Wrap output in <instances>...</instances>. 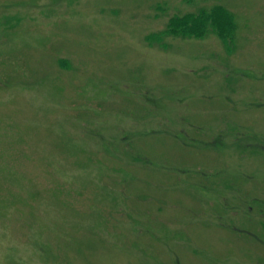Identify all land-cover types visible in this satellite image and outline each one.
<instances>
[{
	"label": "rangeland",
	"instance_id": "1",
	"mask_svg": "<svg viewBox=\"0 0 264 264\" xmlns=\"http://www.w3.org/2000/svg\"><path fill=\"white\" fill-rule=\"evenodd\" d=\"M0 264H264V0H0Z\"/></svg>",
	"mask_w": 264,
	"mask_h": 264
},
{
	"label": "trees",
	"instance_id": "2",
	"mask_svg": "<svg viewBox=\"0 0 264 264\" xmlns=\"http://www.w3.org/2000/svg\"><path fill=\"white\" fill-rule=\"evenodd\" d=\"M211 10L197 13L198 16L185 15L178 17L180 19L177 18L179 23L176 25V28L172 25V20L169 21L167 28L188 34H202L208 24H213L216 26L218 32L222 33L223 31L222 34L228 35L234 28L233 16L229 13L226 15L222 10H215L213 12Z\"/></svg>",
	"mask_w": 264,
	"mask_h": 264
}]
</instances>
